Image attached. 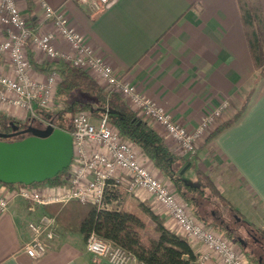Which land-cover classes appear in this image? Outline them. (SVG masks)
<instances>
[{"label": "crops", "instance_id": "1", "mask_svg": "<svg viewBox=\"0 0 264 264\" xmlns=\"http://www.w3.org/2000/svg\"><path fill=\"white\" fill-rule=\"evenodd\" d=\"M46 1L67 13L73 26L117 74L134 82L189 129L200 122L209 106L224 99L229 107L221 122L247 102L234 124L208 141L216 126L200 140L198 152L191 156L184 171L186 177L195 173L196 168L208 173L246 221L255 228H264V63L262 66L255 63L241 10V3L253 7L264 32V0H110L96 12L75 0ZM17 3L35 31L56 30L44 18L38 0H17ZM56 44L64 51H72L60 36L56 37ZM30 59L31 74L37 79L47 73L38 69V65L55 62L48 60L35 45L30 47ZM0 72L13 74L2 58ZM2 115L22 122L30 119L25 109L4 102L0 104ZM150 124L164 136L159 124ZM138 152L140 160L172 187L139 149ZM13 188L0 184L2 193ZM141 201L148 202L155 213L164 217L167 228L184 235L166 209L144 192L129 194L123 206L142 214L148 222L149 217L138 206ZM50 204L53 203L35 204L32 209L31 202L20 197L10 200L7 210L0 213V264H110L87 250L82 233L65 229H60L59 238L43 257L34 259L23 252L21 247L31 238L29 222L37 220ZM154 227L151 223L153 235ZM242 234L250 255L255 256L256 263L264 264L260 250L264 241L244 230ZM188 241L198 255L207 251L204 243ZM232 241L241 248L240 242ZM129 264L142 263L133 260ZM206 264L223 262L212 253Z\"/></svg>", "mask_w": 264, "mask_h": 264}, {"label": "built area", "instance_id": "2", "mask_svg": "<svg viewBox=\"0 0 264 264\" xmlns=\"http://www.w3.org/2000/svg\"><path fill=\"white\" fill-rule=\"evenodd\" d=\"M91 11L104 9L110 0H75ZM44 18L55 31L37 32L21 13L17 0H0V58L4 59L13 74L0 72V104L18 106L28 112L29 118L38 119L42 110L56 105V91L60 80L55 70L43 78L32 76L33 64L30 47L35 45L50 61L64 60L86 70L106 88L119 93L140 117L159 124L164 139L175 152L193 156L198 152L200 140L221 122L229 102L209 106L200 122L189 129L176 121L170 111L158 104L100 56L86 37L72 24L64 11L51 6L46 0H38ZM60 36L72 51L62 50L56 44ZM55 121V120H54ZM51 120H44V124ZM55 125V122H53ZM70 132L73 136V157L69 165L67 181L60 184L12 185L9 193L0 192V213L7 210L12 198L20 197L35 204L65 203L78 200L95 203L99 208L108 207L105 194L108 186H120L129 194L144 192L162 205L177 222L188 239L204 243L207 251L198 255L206 264L212 253L223 264H251L242 249L224 233L215 230L197 218L189 205L170 185L157 177L139 158L136 145L124 139L113 127L106 114L97 116L91 111L72 114ZM31 238L21 250L34 259L43 257L60 236L54 216L42 213L28 224ZM87 250L110 264H129L134 259L123 247L108 241L95 232L86 238Z\"/></svg>", "mask_w": 264, "mask_h": 264}, {"label": "trees", "instance_id": "3", "mask_svg": "<svg viewBox=\"0 0 264 264\" xmlns=\"http://www.w3.org/2000/svg\"><path fill=\"white\" fill-rule=\"evenodd\" d=\"M241 10L253 58L257 66H262L264 32L261 18L248 3H241ZM37 68L46 72L55 70L60 76L56 91L57 112L42 110L37 121L55 120L54 115L61 111L69 112L71 115L78 111H91L97 116L106 114L120 135L132 141L140 153L147 157L171 183L172 189L189 205L197 218L235 242H238L237 237H241L243 242L239 245L243 253L258 264L255 256L250 255L246 246L248 245L246 237L242 233L244 230L258 240H264V228H255L252 223L246 221L231 201L221 193L208 173L196 168L197 180L190 181L182 170L191 160V156L187 157L175 152L150 122L140 117L119 93L102 86L86 70L64 60L52 64H40ZM246 106L247 102L237 109L231 118L221 122L210 132L207 140H212L225 128L234 124L241 117ZM11 122L23 123L13 117L2 115L0 132L10 133ZM64 129L70 131V126ZM23 137L24 135H17L7 140ZM68 171L69 168H66L53 178L32 185L66 182ZM0 184L26 185L3 182ZM128 196L129 193L124 188L110 185L105 194V203L108 207L99 208L95 203L71 200L46 205L45 213L56 218L59 229L80 232L85 239L91 232H95L100 237L126 249L137 262L142 264H201L188 238L167 228L164 217L155 213L148 202L138 203L141 211L149 217L148 222L144 220L142 214L125 209L123 203ZM225 211L232 214V223L226 219ZM235 215L240 217L239 221H236ZM151 223L155 224L156 236L152 234Z\"/></svg>", "mask_w": 264, "mask_h": 264}, {"label": "water", "instance_id": "4", "mask_svg": "<svg viewBox=\"0 0 264 264\" xmlns=\"http://www.w3.org/2000/svg\"><path fill=\"white\" fill-rule=\"evenodd\" d=\"M53 121L44 124L30 118L22 127L11 122L10 133L0 132V182L31 185L51 179L69 167L73 157V136ZM19 134L24 137L7 140ZM235 217L240 220L239 216ZM237 241L242 243L243 239L237 237Z\"/></svg>", "mask_w": 264, "mask_h": 264}, {"label": "rangeland", "instance_id": "5", "mask_svg": "<svg viewBox=\"0 0 264 264\" xmlns=\"http://www.w3.org/2000/svg\"><path fill=\"white\" fill-rule=\"evenodd\" d=\"M57 110H58V106L55 105V106H53V108L50 111L57 112ZM54 117H55L56 126H58V127L68 128L70 126V124H71V117H72V115L69 112L61 111V112H58L56 115H54ZM187 178L190 181L195 182L197 177H196V174L193 173L192 175L191 174H189V175L187 174ZM132 200H135V199H132ZM225 212H226V215H225L226 219L229 220L230 223H232L233 222V218L231 217L232 214H230L227 211H225ZM153 232H154V235L156 236L157 235L156 230L155 231L153 230ZM260 250L263 251L261 254L264 256V242L262 243V245H260Z\"/></svg>", "mask_w": 264, "mask_h": 264}, {"label": "flooded vegetation", "instance_id": "6", "mask_svg": "<svg viewBox=\"0 0 264 264\" xmlns=\"http://www.w3.org/2000/svg\"><path fill=\"white\" fill-rule=\"evenodd\" d=\"M53 122H55V121H53ZM23 123H24V122H23ZM23 123H22V124H23ZM18 124L21 125V127H22V124H21V123H18ZM55 125H56V123H55ZM19 135H22V134H19Z\"/></svg>", "mask_w": 264, "mask_h": 264}]
</instances>
